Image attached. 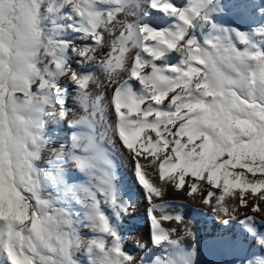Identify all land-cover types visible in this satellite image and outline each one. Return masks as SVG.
<instances>
[{
	"label": "snow or ice",
	"instance_id": "obj_1",
	"mask_svg": "<svg viewBox=\"0 0 264 264\" xmlns=\"http://www.w3.org/2000/svg\"><path fill=\"white\" fill-rule=\"evenodd\" d=\"M204 255L264 264V0H0V264Z\"/></svg>",
	"mask_w": 264,
	"mask_h": 264
},
{
	"label": "bare ground",
	"instance_id": "obj_2",
	"mask_svg": "<svg viewBox=\"0 0 264 264\" xmlns=\"http://www.w3.org/2000/svg\"><path fill=\"white\" fill-rule=\"evenodd\" d=\"M127 176H125V181L127 182ZM165 201L172 203V207L169 208L175 211H180V205L186 204L190 207H199V205L193 204V202L187 197L180 195L178 192L170 191L164 198ZM134 208L130 210L128 214L121 221L122 232L126 237V248L129 250L135 251L137 254L142 255L143 253L140 252L136 248V243L139 241L140 243H146L149 241V223L147 218V208L148 204L146 201L143 200L142 197L136 195L134 197ZM191 215V214H190ZM189 217H186L188 219ZM194 218L196 222L204 227V231L201 234V238L207 236V234L213 229L215 221L213 220L211 213L208 212L207 215L203 214H194ZM165 226L173 227L175 226L172 223L166 222ZM182 227V226H181ZM188 243H191V239ZM223 257L217 255H204L203 259L207 263L208 260L217 259Z\"/></svg>",
	"mask_w": 264,
	"mask_h": 264
},
{
	"label": "rangeland",
	"instance_id": "obj_3",
	"mask_svg": "<svg viewBox=\"0 0 264 264\" xmlns=\"http://www.w3.org/2000/svg\"><path fill=\"white\" fill-rule=\"evenodd\" d=\"M170 211L175 212V210H173V209H170ZM191 227L193 228L194 231L197 232V234H198L199 236H201V234H202L203 231L205 230L203 226H201L200 224H198V223L196 222V219H195V218H194V221L191 223ZM182 234H183V233L181 232V235H182ZM189 240H190V238H186L185 241H183V243H184L185 245H187L188 242H189ZM222 260H223L222 258H217V259H214V260L210 259V260L207 261L206 264H217V262H220V261H222Z\"/></svg>",
	"mask_w": 264,
	"mask_h": 264
}]
</instances>
